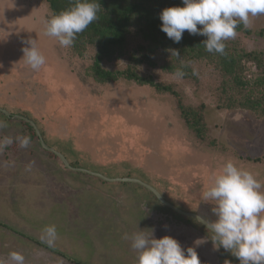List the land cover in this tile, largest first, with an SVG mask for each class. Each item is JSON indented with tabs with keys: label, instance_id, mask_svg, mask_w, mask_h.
<instances>
[{
	"label": "rangeland",
	"instance_id": "rangeland-1",
	"mask_svg": "<svg viewBox=\"0 0 264 264\" xmlns=\"http://www.w3.org/2000/svg\"><path fill=\"white\" fill-rule=\"evenodd\" d=\"M114 1L142 4L159 18L182 5ZM53 15L50 0H0V108L8 112L0 110V141L12 140L0 148V260L11 264L15 251L24 264H137L130 237L142 231L194 248L201 264H240L214 233L145 184L208 219L214 202L203 192L229 160L264 191V15L250 17L249 28L239 24L223 54L207 52L196 44L207 37L187 31L174 43L144 10L119 44L102 50L87 28L63 47L46 35ZM28 40L46 58L39 69L23 58ZM100 50L112 79L94 70ZM30 120L72 167L42 145ZM115 177L142 183L106 181Z\"/></svg>",
	"mask_w": 264,
	"mask_h": 264
},
{
	"label": "clouds",
	"instance_id": "clouds-1",
	"mask_svg": "<svg viewBox=\"0 0 264 264\" xmlns=\"http://www.w3.org/2000/svg\"><path fill=\"white\" fill-rule=\"evenodd\" d=\"M99 10L100 5L95 0H77L73 7L46 21V35L56 38L63 47H70L77 34L98 19ZM258 15H264V0H182V5L161 11V30L174 43H180L185 31L206 36L205 50L223 54L225 41L236 38L238 25L249 28L250 17ZM26 43L29 46L22 49L23 58L32 69H39L46 58L35 40ZM11 142L10 138L0 141V148ZM29 142L30 138H22L20 146L27 147ZM261 187L250 171L229 160L203 192L206 201L214 202L215 219L196 217L198 223L214 233L213 241L235 255L240 264H264V191ZM44 235L47 244L54 246L56 227H46ZM130 238L132 248L138 252L137 264H201L194 248L189 247L185 252L172 236L155 238L152 232L149 235L141 231ZM9 260L11 264H24L25 257L13 251ZM0 264L6 262L0 260Z\"/></svg>",
	"mask_w": 264,
	"mask_h": 264
},
{
	"label": "trees",
	"instance_id": "trees-1",
	"mask_svg": "<svg viewBox=\"0 0 264 264\" xmlns=\"http://www.w3.org/2000/svg\"><path fill=\"white\" fill-rule=\"evenodd\" d=\"M50 1L54 15L70 9L77 2V0ZM60 1L61 3L64 1L65 5L61 6ZM95 2L100 5V10L97 14L98 19L91 23L87 28L93 30V32L103 41L102 50L108 46L119 44L125 39L127 33L129 32V25L131 24L134 14L138 13L140 10H144L147 14L146 18L151 19L149 22L151 25H155L156 21L161 22L156 12L153 13L149 7L143 8L142 4L139 3L122 4L120 2H113V0H95ZM112 14L115 15L113 19L111 18L113 17ZM196 44L200 47H205L203 42H197ZM101 52L102 51L100 50L98 53L99 55L95 57L94 70L98 76L106 79H112L116 75V72L107 71L101 67ZM130 77L136 80L143 79L135 74H130ZM29 125L37 135L35 128L30 123Z\"/></svg>",
	"mask_w": 264,
	"mask_h": 264
},
{
	"label": "water",
	"instance_id": "water-1",
	"mask_svg": "<svg viewBox=\"0 0 264 264\" xmlns=\"http://www.w3.org/2000/svg\"><path fill=\"white\" fill-rule=\"evenodd\" d=\"M0 110H2V111H4V112H6V113H8L6 110H4V109H1L0 108ZM8 115H10V114H8ZM20 118H23V116H19ZM30 122L33 124V126L36 128V131H37V134H38V136H39V138H40V141H41V143H42V145L45 147V148H47L48 150H50V151H52L53 153H55L56 155H58L62 160H63V162H64V164H66L68 167H72L71 166V164L69 163V161H68V159L66 158V156L64 155V154H62L61 152H59V151H57V150H55L54 148H51V147H49L48 146V144L45 142V140H44V138L42 137V134H41V132L39 131V129H38V127H37V125H36V123L35 122H33L32 120H30ZM73 169H76V168H73ZM76 170H81V171H86V172H89V171H87V170H84V169H76ZM90 173H92V172H90ZM92 174H94V173H92ZM95 175H98V176H100V177H103V175H101V174H95ZM103 178H105V177H103ZM106 180H112L111 178L109 179H106ZM116 180H127V181H133V182H138V183H142L141 181H139V180H137V179H135V178H126V179H116ZM150 190H152L153 192H154V194L162 201V202H164L165 204H167L168 206H170V207H172L173 209H175V210H177L178 212H180V213H182V214H185V215H187V216H191V217H194V218H196V217H198V215L197 214H192V213H188V212H183V211H181V210H179L178 208H176L175 206H173L171 203H169L167 200H165L164 199V197L162 196V194L156 189V188H153L152 186H150V185H148V184H145Z\"/></svg>",
	"mask_w": 264,
	"mask_h": 264
},
{
	"label": "crops",
	"instance_id": "crops-1",
	"mask_svg": "<svg viewBox=\"0 0 264 264\" xmlns=\"http://www.w3.org/2000/svg\"><path fill=\"white\" fill-rule=\"evenodd\" d=\"M78 171H81V170H78ZM112 180H106V181H110V182H117V181H127V180H116V179H118V177L116 178H111ZM187 216V215H186Z\"/></svg>",
	"mask_w": 264,
	"mask_h": 264
}]
</instances>
